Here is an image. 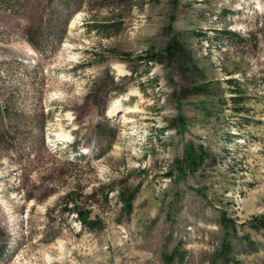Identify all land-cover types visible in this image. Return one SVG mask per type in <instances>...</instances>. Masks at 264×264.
I'll use <instances>...</instances> for the list:
<instances>
[{"label":"rangeland","instance_id":"rangeland-1","mask_svg":"<svg viewBox=\"0 0 264 264\" xmlns=\"http://www.w3.org/2000/svg\"><path fill=\"white\" fill-rule=\"evenodd\" d=\"M260 217L264 0H0V264H264Z\"/></svg>","mask_w":264,"mask_h":264},{"label":"trees","instance_id":"trees-1","mask_svg":"<svg viewBox=\"0 0 264 264\" xmlns=\"http://www.w3.org/2000/svg\"><path fill=\"white\" fill-rule=\"evenodd\" d=\"M139 60L144 61L145 63L172 62V64H178L183 71L190 75L194 74L198 76L199 72V69L192 64L191 57L186 48L176 39H172L159 51L146 52L144 57H139ZM192 90V93L195 95L203 93L201 84H194ZM207 158V151L202 145L196 147L190 143L184 148L183 156L180 160L176 161V164L181 172L195 173L204 165ZM69 211L78 213V215L81 216L80 221L85 227L91 229L95 225V222L93 220H88L87 217L83 216L82 213L78 211V208L75 207ZM222 220H226V223L230 222L225 219V217H222ZM257 224L259 227L255 224H252V226H254V228L264 229V217H260L257 220Z\"/></svg>","mask_w":264,"mask_h":264},{"label":"water","instance_id":"water-1","mask_svg":"<svg viewBox=\"0 0 264 264\" xmlns=\"http://www.w3.org/2000/svg\"><path fill=\"white\" fill-rule=\"evenodd\" d=\"M126 208L129 209V208H130V205L128 204V205L126 206ZM170 260H171L170 257H168V256L164 257L165 264H169Z\"/></svg>","mask_w":264,"mask_h":264}]
</instances>
